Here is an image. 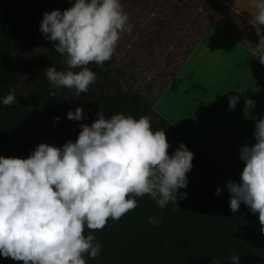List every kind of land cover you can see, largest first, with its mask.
I'll list each match as a JSON object with an SVG mask.
<instances>
[{
  "label": "trees",
  "instance_id": "1",
  "mask_svg": "<svg viewBox=\"0 0 264 264\" xmlns=\"http://www.w3.org/2000/svg\"><path fill=\"white\" fill-rule=\"evenodd\" d=\"M193 1L122 0L133 30L123 34L110 60L88 65L97 80L76 95L50 87L43 71L67 66L39 31L44 12L63 11L75 0H0V98L10 89L18 98L17 105L0 104V155L27 158L40 143L74 142L80 125L91 124L100 110L106 118L118 112L137 119L149 116L153 131L165 130L170 155L180 142L194 153L188 186L177 193L187 192L186 198L162 209L145 194L135 197L137 207L119 220L109 218L101 229L85 227V235L92 232L102 245L97 258L85 254L86 264H230L233 254L240 255V264H264L259 214L243 203L236 212L229 208L225 185L229 178L238 179L154 110L163 89L210 27H219L251 49L258 44L254 26L224 0H206L199 9L191 6ZM174 60L179 62L168 77L164 73ZM78 106L87 119L69 120L67 112ZM149 217L162 221L149 224ZM0 264L23 261L0 256Z\"/></svg>",
  "mask_w": 264,
  "mask_h": 264
},
{
  "label": "clouds",
  "instance_id": "2",
  "mask_svg": "<svg viewBox=\"0 0 264 264\" xmlns=\"http://www.w3.org/2000/svg\"><path fill=\"white\" fill-rule=\"evenodd\" d=\"M251 3L256 11L249 23L259 37L253 57L264 65V0ZM132 30L122 0H75L63 11L44 12L39 31L67 66L43 71L50 87L76 95L87 92L97 80L88 65L110 60L120 38ZM240 98L229 95L230 110ZM0 104L17 105L15 90L0 98ZM244 108L254 109V100L245 97ZM66 115L73 121L87 119L79 106ZM96 116L91 124L80 125L74 142L40 143L27 158L0 155V256L23 264H86L85 254L97 258L102 245L92 232L85 235V227L101 229L109 218L119 220L137 207L135 197L145 194L162 209L187 197V192L177 195L187 188L193 168L194 153L185 143L170 155L165 130L153 131L149 116L137 119L118 112L106 118L101 110ZM253 119L255 142L240 147L244 167L239 180L229 178L225 187L230 210L236 212L243 203L258 213L264 233V115ZM220 193L217 187L215 194ZM161 221L148 218L149 224ZM229 261L240 264V255Z\"/></svg>",
  "mask_w": 264,
  "mask_h": 264
},
{
  "label": "crops",
  "instance_id": "3",
  "mask_svg": "<svg viewBox=\"0 0 264 264\" xmlns=\"http://www.w3.org/2000/svg\"><path fill=\"white\" fill-rule=\"evenodd\" d=\"M224 2L248 21L255 14L251 0ZM253 50L219 27H210L156 103L163 117L238 180L244 167L239 149L255 142L253 117L264 115V65ZM241 88L247 91L236 92ZM229 95L241 97L234 110L228 107ZM245 97L255 102L250 112L244 108Z\"/></svg>",
  "mask_w": 264,
  "mask_h": 264
},
{
  "label": "rangeland",
  "instance_id": "4",
  "mask_svg": "<svg viewBox=\"0 0 264 264\" xmlns=\"http://www.w3.org/2000/svg\"><path fill=\"white\" fill-rule=\"evenodd\" d=\"M214 1L215 0H213V2H211L210 1V3H214ZM205 4H208L207 3V1L206 0H194L193 2H192V4H191V6L194 8V9H199V7L200 6H203V5H205ZM179 62V60H174V61H172V62H170V64H169V66H168V68H167V72L165 71V73L164 74H166V76L168 75V77L172 74V71L174 70V68H175V66H176V64ZM165 76V75H164ZM151 78V77H150ZM153 78H155V77H153ZM155 79H157V78H155ZM163 79H164V77H163ZM158 80V82H161L162 80H159V79H157ZM158 99H159V97H158ZM156 100L155 101V104H154V110L157 112V113H159V106H157L156 105V103H157V101H159V100ZM171 110L174 112L175 111V109H174V107H172L171 108ZM160 114V113H159ZM161 115V114H160Z\"/></svg>",
  "mask_w": 264,
  "mask_h": 264
}]
</instances>
